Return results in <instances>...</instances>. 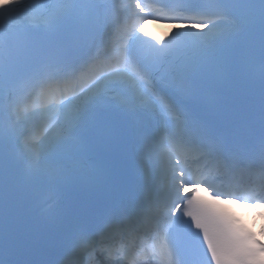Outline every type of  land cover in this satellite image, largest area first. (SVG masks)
<instances>
[{
  "label": "snow or ice",
  "instance_id": "obj_1",
  "mask_svg": "<svg viewBox=\"0 0 264 264\" xmlns=\"http://www.w3.org/2000/svg\"><path fill=\"white\" fill-rule=\"evenodd\" d=\"M0 264H264V0H0Z\"/></svg>",
  "mask_w": 264,
  "mask_h": 264
},
{
  "label": "bare ground",
  "instance_id": "obj_2",
  "mask_svg": "<svg viewBox=\"0 0 264 264\" xmlns=\"http://www.w3.org/2000/svg\"><path fill=\"white\" fill-rule=\"evenodd\" d=\"M168 28L170 29V26L168 25Z\"/></svg>",
  "mask_w": 264,
  "mask_h": 264
}]
</instances>
